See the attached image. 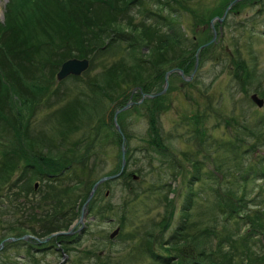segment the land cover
<instances>
[{
	"label": "rangeland",
	"instance_id": "1",
	"mask_svg": "<svg viewBox=\"0 0 264 264\" xmlns=\"http://www.w3.org/2000/svg\"><path fill=\"white\" fill-rule=\"evenodd\" d=\"M180 1L184 2V8L179 6L178 14L175 15L172 7L165 6L163 1L144 0L142 4L133 6L128 14L133 19V25L121 26L125 30L139 29L138 38L141 36V29L146 26L153 27L151 37L156 36V39L157 32L161 35L176 32L183 41L196 38L197 42L199 40L202 43L205 37L211 38V30L208 28H211L212 20L217 28L223 24L221 29H217L218 39L210 44L212 47L204 50L202 55L199 54L196 71L194 66L189 75L184 73L182 76L180 72L170 75L169 87L162 95L165 110L163 108L153 117L149 116L154 113L150 108L151 104L149 101L145 103L149 98L142 101L143 94H151L143 89L140 91L142 86L133 89L130 97L126 98L128 102L118 108L112 103L119 94L116 95L111 90L106 93L108 98L102 101L97 88H94L95 82L92 83L97 78V85H100L103 80L100 75L115 62L128 67L134 65V55L130 54L128 44L123 43L122 48H111L102 55L92 57V54H87L88 57L85 58V49L81 47L83 43L78 47L70 43L75 49L74 54L76 52L81 56L75 59H88L90 66L94 59V68L89 70V67V71L77 76V79L70 75L58 81L57 74L65 62L60 65L57 55L68 51V38L63 34L57 35L53 26L48 28L53 17L49 16L50 20H46V23L40 21V25L35 24L36 30H41L39 35L42 37L39 41L45 44L43 51L49 49L46 56L49 54L50 62L47 61L44 65L48 70L54 64L59 65L54 77L45 73L46 77H38L34 81L22 76L19 82H4L5 87H21L19 94L17 91L13 95L0 92V104H3L5 111L4 119L0 121V163L5 159L3 153L11 149L14 153L9 155L16 153L13 174L4 184L0 180V244L11 237H33L27 241L9 242L0 251V264H179L178 251L181 244L171 238L183 223L187 233L200 236L206 249L219 243L218 238L212 236L206 228L217 224L221 235L219 239L224 238L223 242L226 244L227 237L237 233V223L233 219L226 221L218 214L219 201L215 198L214 190L221 194L231 186L245 188L247 192H251L249 199L257 196L264 198V181L259 177L263 165L255 160L264 156V148L260 147L253 155L243 156L244 148L241 146L236 150L235 147L239 145V140L246 144L245 149L251 147L257 142V131L264 133V126L256 128V123L264 117V106L259 108L251 100L253 94L264 99V0L255 5L246 3L239 15H229L228 24L217 18L224 16V13H219L231 0ZM10 2L11 0H0L1 25L5 22ZM189 12L195 13V16ZM213 14L209 27L196 21L201 16L206 15L208 19ZM159 15L169 21L165 23L161 20V23ZM202 32L207 34L203 35ZM170 44L176 46L177 41L169 38L167 45ZM178 44L182 46L179 41ZM147 45L143 42L138 48V57L147 58L150 54ZM178 49L179 55L174 57L175 60H180L183 54L182 48ZM198 49L188 50L191 53L196 51L195 65ZM41 55L38 54L37 60L43 57ZM239 59L247 64L246 71L237 69L234 64ZM3 71L0 67L1 74ZM251 71L255 73L249 79ZM147 73L151 75L142 77L143 81H147L145 84L148 87L155 86L153 90L157 89V83L151 81L155 71ZM162 87L161 91L165 83ZM76 100L85 101L92 107L91 110L88 108L91 113L86 124L70 117L76 109ZM129 102L133 105L122 110ZM73 104L72 109L67 108ZM118 110H122L117 117L118 124L121 130L124 126L123 130L129 140L126 144L125 160L128 164L124 175L100 186V192L97 196L95 194L96 200L84 221L83 230L78 224L71 235L51 239L52 234L48 235L47 232L55 223L54 220L58 219L55 215L65 211L62 209L68 207V202L75 203L74 199L79 198L81 191H76L74 196L64 194L57 204L47 208L44 206V197H48L51 204L57 193L43 189L46 181L34 180L32 177L35 171H31L32 168H40L43 159L57 160L62 156V133L65 134L63 138L70 136L69 142L74 144L87 132L94 137L95 142L93 145H86L90 147V154L94 155L89 166L92 169L95 164L96 168L92 172L95 183L104 176L119 173L123 142L119 141L116 134L119 132L114 123ZM197 114L200 115L199 123L195 117ZM151 119H155V123ZM103 121L107 122L106 126ZM89 124L92 125L86 129ZM201 124L203 128L198 130ZM253 131L255 135L249 137ZM155 139L165 146L164 150H158L157 145L150 147ZM71 144L67 143L66 146L70 148ZM258 154L260 157H256ZM80 156L81 154L72 159V162H78ZM68 160L71 159L64 161ZM62 162L57 160L54 164ZM197 172L201 176L200 180L189 186V179ZM246 172L250 173L248 179L244 178ZM20 178L22 185L28 183L37 191L35 196L31 194L33 190L18 196L21 184L9 194V188ZM42 191L44 194H41ZM86 200L78 199V217L72 226L78 223ZM34 203H39L40 208H35ZM186 206L187 212L184 209ZM254 207L260 209V206ZM239 227L241 231L246 229L242 225ZM11 230L26 232L17 237L15 231L11 233L14 235L7 234ZM116 230H119L118 234L112 237ZM47 239L49 240L44 242ZM174 258L177 260L174 261Z\"/></svg>",
	"mask_w": 264,
	"mask_h": 264
},
{
	"label": "trees",
	"instance_id": "2",
	"mask_svg": "<svg viewBox=\"0 0 264 264\" xmlns=\"http://www.w3.org/2000/svg\"><path fill=\"white\" fill-rule=\"evenodd\" d=\"M143 1L144 0H11L7 7L8 11L5 22L2 25L0 24V67L5 71H3L4 75L0 73V92L3 94L6 93L7 95H13L15 91H17L19 94L21 87L14 88L10 86V89L7 86L5 87L4 82H19L22 80V76L23 78L26 77V79L29 81L37 80L38 77H46L44 76L45 73L49 74L50 77H54V73L57 72L59 64L52 65L50 68L51 71L48 70L47 66L44 65L50 60L49 54L46 56V53L49 51V49L43 51V49H45L43 45L45 44L44 42L41 43L39 41V38L42 37L39 35L41 30L37 31L35 28V24L40 25V21H43L44 23H46V20L49 21V16L51 18L53 17V20H51L49 23L48 28L53 26L57 35L63 34L65 38H68V51L57 55V60L59 61L60 65L70 59L81 58V56L79 54L77 55L76 52L74 54L75 49H73V45L78 47L79 44L83 43L81 47H83L82 49H85L84 54L86 58L90 54H92V57L95 55L97 56L98 54H106L108 50L114 47L122 48L121 46L123 43L128 44L130 54L134 55V65L132 67H128L123 65V63L117 64V62H115L108 66L107 69L100 75L103 78L100 85H97V82L99 81L97 78L92 81V83L95 82L94 88H97L98 92L97 90L96 92L98 95H100L102 101L108 98L106 93L111 90H114V94H119L118 98L112 103L118 108L125 104L127 101L126 98L130 97V93H133V89L137 88L138 86L143 87L140 88V91L143 89L144 92L150 94L160 92L163 88L162 85L164 83L165 74L169 70L180 69L186 75H189L188 73L191 71V69H194L195 66V50L200 48V45L208 43L212 38V28H210L209 25L210 19L214 16V14L208 16V19H206L205 15L203 17L201 16L202 19L198 18L196 20L202 24V26H208V29L211 30V38L206 39L205 37V40L202 41V43L199 42V40L197 42L196 38V40L194 39L192 41L188 39L186 40L188 41L186 43V41H183V38L179 37V34L172 31V33L167 32L163 33L162 35L157 32L158 38L156 39L154 38L156 36L151 37L153 27L146 26L141 29L142 37H140L142 39H140V37L138 38L139 29L131 31L125 30V28H121V26L124 24L131 26L133 25V19L130 18L128 14L131 12L133 6L142 4ZM159 1L165 2V6L172 7L173 11L176 12H174L175 15L178 14L179 6L184 8L182 5L184 2H181L180 0ZM225 7L226 6L224 5L220 13L218 12L220 15L224 13ZM189 13L193 15L195 14L193 12ZM162 17L163 16L161 15L158 16V18H160L158 19L160 22L161 20H163L165 23L169 21L167 18ZM170 23H172V20H170ZM204 33L207 34L206 32ZM204 33L202 32L201 34L204 35ZM169 38L175 39V41H177V45L175 46L174 44H170L168 46L167 44ZM178 41L182 46H179ZM143 42H146L148 44L146 48L150 49V54H146L148 55L147 58H140L137 56V50L139 47H141ZM164 43H166L165 46L163 45ZM42 47L44 48L42 49ZM177 47H181L183 50L180 60H175L174 58L179 55L178 51L180 50ZM209 47L212 46L210 45L203 49L200 52L201 55L203 54L204 50H207ZM191 48H195L194 53L188 51ZM38 54L43 56L40 58L41 60H37ZM200 63L202 64V61H200ZM93 64L94 59L91 60V66L89 70L94 68ZM234 64L237 65V69L239 70H247V64L243 60L240 61L239 59L238 62L235 60ZM152 71H155V75L151 81L155 82V84L157 83V87L159 86L155 90H153V88H156L155 86L152 85L153 87H148V85L145 84L147 81H143L142 78L146 76L149 77L151 74H148L147 72L151 73ZM254 73V71H251L248 74L249 79L254 77ZM72 77L73 79L79 78L77 76ZM2 82L3 84H1ZM1 87H3V89ZM26 91L28 92V90ZM162 99V96H159L146 100L145 103L149 101V104H151L150 108L152 112L154 111V113L150 114L149 116L153 117L155 113H159L161 110H163L164 105L162 103ZM76 103V109L72 111L73 113L70 114V117L80 123L84 121V124H86V122H89L90 120V110L92 107L85 101L76 100ZM73 107L74 104L67 108L72 109ZM88 108H90V110ZM94 111L95 108H93L92 112ZM4 112L3 104H0V121H3L2 118ZM195 117L199 123L200 115L197 114ZM151 120H153L155 123V119ZM106 124L107 122L103 121V125L106 126ZM91 125H87L86 129L90 128ZM256 126V128L259 129L260 127L264 126V117L259 120L258 123H256ZM155 127L156 126H154V128ZM123 128L124 126L122 127V131L124 132ZM201 128H203V124L198 126V130ZM77 131H80V129ZM261 132V130L257 131V142L254 143L253 146L245 149L246 144L239 140V145L235 146L236 150L242 146L244 148L243 156H246L248 154L253 155L254 153H257L260 147L264 148V133ZM251 133L252 134H250L249 137L255 135V131ZM62 134L64 137L65 134ZM116 134L119 138V141L122 143V136L117 132ZM91 136L92 135L90 133L87 134L86 132V135L74 144L69 142L70 136L66 135L65 138L62 137L61 147H63L64 151L62 152V156L56 158L59 162L63 161L62 164H54V161L57 162V160L43 159L42 165L39 166L40 168H32L31 171H35L32 178L42 182L45 180L47 184L44 185L43 189H50V192L57 193L56 196L54 194L55 200L51 204L49 203L48 197H44V206L47 208H49L52 204H57L60 197L64 194L73 195L78 190L81 191L79 196L80 199L85 200L88 198L91 189L95 184V175L93 176L92 172L96 168L95 164L92 166V169L89 166L90 161L94 158V155H91L89 152L90 147L86 146L93 145L95 143L93 140L94 137ZM125 138L127 144L129 140L126 134ZM156 141L157 139L152 141L150 143V147L152 145H157L156 148L158 150H164L165 146L163 147L161 142L159 143ZM67 143L71 144L70 148L66 146ZM11 152L14 153L13 149H11L9 152L3 153V157L5 156V159H3V161L0 163V180L3 184L10 178L16 168L15 163H13L16 160V153L14 155H9ZM80 154L81 156L78 158V162H72L74 161L72 159L78 157ZM257 156L260 157L259 154L256 155V157ZM65 159L71 160L64 161ZM255 160L263 165V170L260 174L261 176L259 177H261V180L264 181V156L262 155L260 159ZM121 166L122 165L120 162L118 167L119 172L121 170ZM124 173L121 176H123ZM249 176L250 173L246 172L244 178L248 179ZM200 177L201 176L199 172L196 174L194 173V175L188 181L189 186L193 185L194 182L199 181ZM21 182L22 178L17 180V183L9 188V194L13 193V190L17 188L19 184L22 185ZM21 185L19 188L20 191H17L18 196H23L27 192L29 193L33 190L28 183H24L22 186ZM100 189L101 188L99 187L96 196L100 192ZM214 191L216 192L215 198H217L219 201L218 214L226 221H232L233 219V221H235L238 225L237 233L235 232L233 234L234 236H228L226 244L223 242L224 238L223 240L222 238L219 239V236L221 235L218 231L217 224L213 227L206 228L212 236L215 235L218 238L219 242H217L218 244H216V246L213 248L206 249L205 243L200 238V236H196L190 232L187 233V231H185L186 226L183 223L171 238V240L181 244L180 250L178 251L179 264H264V198L257 196L254 199H249L251 192H247L245 188H234L232 186L226 189V192L223 190L221 194L216 190ZM36 192V190H33L31 194L35 196ZM41 194H44V191H42ZM96 196L89 205V210L93 206ZM192 197L193 196L191 194L190 198L192 199ZM78 199H74L75 203L68 202V204H66L68 207L66 206L64 208L65 204H63L62 207L64 209L62 210L65 211L55 215L58 216V219L54 220L55 223L53 224L50 231L47 232L48 235L69 230L76 217H78L76 212V203L78 202ZM58 205L56 207H58ZM254 206H260V209H255ZM34 207L40 208V204L34 203ZM184 209L186 212L188 211L187 206ZM54 211L55 209L53 212ZM186 219L188 220V218ZM239 225L246 227V229L241 231ZM13 231L17 232H14V234H16L15 236L17 237L25 234L26 232L22 230H11L7 234L14 235L11 234ZM10 235H6V237ZM209 241L211 242L212 240ZM171 260L173 262V258H171ZM176 260L177 259L174 258V261Z\"/></svg>",
	"mask_w": 264,
	"mask_h": 264
},
{
	"label": "water",
	"instance_id": "3",
	"mask_svg": "<svg viewBox=\"0 0 264 264\" xmlns=\"http://www.w3.org/2000/svg\"><path fill=\"white\" fill-rule=\"evenodd\" d=\"M239 0H235L231 5H233L234 3L238 2ZM227 15V12H225L224 16L222 18H217L220 22H222L225 17ZM216 19V18H215ZM211 26L214 30V38L207 44L203 45L197 52V62H196V66H195V71L197 70L198 68V65H199V54L201 52L202 49L208 47L210 44L214 43L216 41V38H217V32L215 30V27H214V21L212 20L211 22ZM90 67V61L88 59H70L68 61H66L60 71L58 72L57 74V79L58 81H62L64 80L66 77L70 76V75H74V76H80L82 75L83 73H85ZM181 72L182 76H183V72L181 70H177V69H173L169 72L166 73L165 75V87L164 89L159 92V93H156V94H151V95H148V94H143V99L142 101L144 100V98L148 97V98H155V97H158V96H162L163 94H165V92L167 91L168 87H169V77L171 74H173L174 72ZM252 101L257 104L258 107L262 108L264 106V99L260 98L257 94H254L252 95L251 97ZM133 103H128L122 110H126L127 108H129L130 106H132ZM122 110H118L116 112V115H115V118H114V123L117 127V130L118 132L120 133V135L122 136V142H123V145H122V166H121V170L119 173L117 174H114V175H110V176H104L102 178H100L95 184L94 186L92 187L91 189V192L85 202V204L83 205L82 207V213H81V216H80V219L78 221V223H80L82 225V229L85 227V224H84V221L86 220V217L89 213V211L87 210L88 206L90 205V203L92 202V199L94 198L98 188L104 184L105 182L107 181H110V180H113V179H116L117 177H121V175L125 172V169H126V165H127V162L125 160V156H126V138L118 124V120H117V117H118V114L120 113V111ZM72 229V228H71ZM118 231L119 230H116L114 232V234H112V237H114L116 234H118ZM72 234V230L68 231V232H59V233H56V234H52L51 238L52 237H56V236H61V235H71ZM33 238L32 236L30 235H25L21 238H14V237H11V238H7L5 239L3 242H1L0 244V251L3 250L5 248V245L6 243H9V242H15L17 240H29ZM36 240H38L37 238H34ZM49 239L45 240L44 242H47Z\"/></svg>",
	"mask_w": 264,
	"mask_h": 264
},
{
	"label": "flooded vegetation",
	"instance_id": "4",
	"mask_svg": "<svg viewBox=\"0 0 264 264\" xmlns=\"http://www.w3.org/2000/svg\"><path fill=\"white\" fill-rule=\"evenodd\" d=\"M235 0H231V1H229L225 6V10H224V14H225V12H227V15H226V19H224L223 21L225 22V21H227V23L226 24H228V22H229V19H227L228 17H230L229 15H231V14H237V15H239V13L241 12V9H242V7H244L245 5H247L246 3H248V4H252V5H255V4H257V3H260L262 0H239L238 2H236V3H234L233 5H231L233 2H234ZM221 27H223V24H221L220 25V29H221ZM219 28H217L216 27V25H215V30L217 31V29H219ZM212 38H213V36H214V31H212ZM218 39V31H217V38H216V40ZM181 76V75H180ZM180 78H182V76L180 77ZM63 253H64V250L62 249L61 250Z\"/></svg>",
	"mask_w": 264,
	"mask_h": 264
},
{
	"label": "bare ground",
	"instance_id": "5",
	"mask_svg": "<svg viewBox=\"0 0 264 264\" xmlns=\"http://www.w3.org/2000/svg\"><path fill=\"white\" fill-rule=\"evenodd\" d=\"M201 47H202V46H201ZM201 47H200V48H201ZM200 48H199V49H200ZM199 49H198V50H199ZM201 51H202V50H201ZM197 52H198V51H197ZM196 55H197V54H196Z\"/></svg>",
	"mask_w": 264,
	"mask_h": 264
}]
</instances>
